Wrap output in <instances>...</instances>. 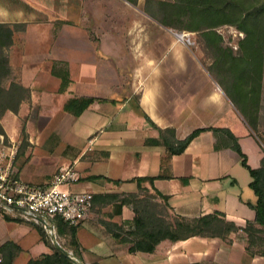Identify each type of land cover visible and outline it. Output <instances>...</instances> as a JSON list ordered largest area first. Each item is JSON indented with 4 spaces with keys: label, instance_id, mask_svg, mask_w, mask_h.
<instances>
[{
    "label": "crops",
    "instance_id": "0c3cea01",
    "mask_svg": "<svg viewBox=\"0 0 264 264\" xmlns=\"http://www.w3.org/2000/svg\"><path fill=\"white\" fill-rule=\"evenodd\" d=\"M51 2L56 6L85 4L84 0ZM23 3L0 0V23L23 24L22 29L13 30L7 50L10 77L29 90V99L17 111L26 110L30 115L40 107L38 116L47 119L46 126L38 128L41 136L34 141L29 136L27 144L34 148L51 138L56 140L53 134L59 135L64 142L62 158L51 168L59 171L70 166L77 180L67 187L89 192L93 198L100 196L75 226L78 259L68 246L63 250L78 264H264V230L253 222L250 205L255 195L239 155L229 148L215 149L210 131L197 134L179 154L168 155L161 143L144 142L158 139L157 128H170L175 138L182 139L196 128L224 127L237 138L247 165L255 168L249 155L259 165L263 147L251 129L235 114H222L218 86L205 79L208 87L204 88L198 77H192L193 67L186 62V52L192 51L175 40L169 29L142 13L122 15L119 20L126 28L118 30L112 29L111 13H102L93 17L97 29L89 36L81 26L71 28L69 22L64 23L63 10L57 11L55 25L48 27L43 11L37 10L41 13L37 17L35 10L32 14V9H21ZM164 55V59L169 56L165 65L160 62ZM51 67L66 70L67 84L62 90H58L59 79L51 75ZM47 76L57 81L51 82ZM77 97L91 99L78 116L62 109L66 100ZM10 113L6 111L0 119L3 131ZM51 171L50 178L55 172ZM12 173L25 183L43 181L17 164ZM135 177H154L152 187L167 197L169 216L218 213L233 229L222 237L163 239L150 252H128L103 222L120 224L132 218L129 206L106 196L136 193L131 180ZM144 185L151 191L148 183ZM7 218L0 214L2 264H27L51 253L31 224ZM247 223H251L250 231ZM126 227L122 225L123 230ZM58 237L66 240L63 233Z\"/></svg>",
    "mask_w": 264,
    "mask_h": 264
},
{
    "label": "trees",
    "instance_id": "16d2710c",
    "mask_svg": "<svg viewBox=\"0 0 264 264\" xmlns=\"http://www.w3.org/2000/svg\"><path fill=\"white\" fill-rule=\"evenodd\" d=\"M156 3L157 9L146 13L159 24L196 32L205 48L219 49V61L228 56L229 62L239 64L236 65L242 71L243 80H246L245 78L257 80L260 77L262 69H264V0H159ZM220 24L234 25L243 33L236 56H231V53L223 52L221 49V44L218 43L220 36L214 30ZM19 26H23V24L0 23V119L6 111L16 114L19 105L29 99V90L10 77L7 50L11 44L13 30ZM50 73L59 79L58 90H62L67 84L66 70L51 67ZM254 90L255 87L252 84L247 89L250 94ZM90 100L89 97L70 98L64 102L62 109L78 116L87 107ZM253 101L251 97L244 101L243 105L245 108L251 109ZM144 118L147 119L145 115ZM157 131L158 139L147 138L144 142L148 145L161 143L168 155L181 153L190 140L203 131L211 132L215 149L229 148L236 152L241 158V165L249 175L248 186L255 195V202L250 205L254 210L253 222L259 224L264 230V149H262L259 165L251 168L246 163L245 155L240 150L237 138L227 128H196L182 139L175 138L174 132L170 128H157ZM0 133L5 137L1 124ZM100 177L91 176L90 178ZM153 179L154 177L132 178L131 180L136 184V193L106 196L108 199L118 201L119 205L129 206L133 212L129 221L125 220L120 224L102 221L103 225L112 231L114 237H119L118 241L126 246L128 252H150L163 239L182 240L190 236L222 237L233 229L228 222L218 217V213L193 218L169 216L167 197L152 187ZM114 182L118 183L117 180ZM145 183L149 184L151 191L144 185ZM140 192H152V197H157L162 203L160 205H158L159 201L150 203L146 199L147 195L140 194ZM98 197L100 196L92 197L91 202ZM156 207H160L158 212L155 211ZM55 223L57 233L65 235L64 243L71 249L72 255L76 259L80 253L75 238V226L66 225L60 219H56ZM247 224L249 226L247 229L250 231L251 223ZM31 225L37 231L41 241L51 249V253L38 260H29L27 264H73L74 261L64 255L49 240L39 225ZM122 225L127 226L125 230Z\"/></svg>",
    "mask_w": 264,
    "mask_h": 264
},
{
    "label": "rangeland",
    "instance_id": "374dc122",
    "mask_svg": "<svg viewBox=\"0 0 264 264\" xmlns=\"http://www.w3.org/2000/svg\"><path fill=\"white\" fill-rule=\"evenodd\" d=\"M51 1L52 0H24V3L20 6L21 9H32V14H34L35 10V16L37 17H39V14L41 15V13H38L37 10L43 11L49 20L48 27H53L55 25L54 23L57 22L56 18L59 16L57 11L61 9L63 10L62 14H64V23L67 24L69 22L71 28L72 25L81 26L89 36H92L95 34V29H97L96 25L98 22H95V18L93 20V17H100L102 13H105L106 15L111 13L112 29H125L126 25H123L125 23L119 20L122 15L132 13L138 15L139 13H142L150 18L146 12L156 10V2L159 0H90L94 2L93 6L90 5L88 3L89 1L87 0H84V5L74 6H56L55 3H52ZM1 2H3V0H1ZM38 2L47 5L40 7V9L39 6L36 5L39 4ZM78 2L79 1H77V3ZM23 10L22 12H24ZM87 16H89V18L85 19ZM78 17H80V20H77ZM164 27L169 29L170 33H187L192 44L188 47L182 43L181 44L192 51L191 53L186 52V62L187 64H190L191 67H193L192 77H198L199 83H203L202 86H204V88L208 87V82H205V79H207V81L209 80L212 85L218 86L219 92L223 98L221 110L223 112L222 114H235L237 117H239L247 130L251 129L254 136L259 141V144H261L260 146L264 149V69H262L260 77L257 80L250 78H245L246 80H243L242 71L240 67L237 66L239 64L236 63V65L233 62H229L228 56H225L224 60L219 61V49L214 48L211 50L205 48L201 38L196 32L167 26ZM22 28L23 26H19L15 29ZM214 30L220 36V41H218V43L220 42L223 52H227L229 54L231 53V56H236L239 50V41L243 38V33L231 24H220L216 26ZM173 37L175 39V36ZM164 57H166V55H164L160 60V62L164 63L163 65L168 62L167 60L169 56H167L165 59ZM47 77L51 82L57 81L53 76ZM251 84L255 87V90L252 94L247 91ZM251 97L254 101L251 109H247L243 105V102L250 99ZM29 107H31V105ZM39 108L40 107H38L36 112L31 110L30 115L25 112L26 110L17 111L16 114L10 113L4 121L6 129L4 130V133L5 144L13 145L14 147V154L11 160L12 168H14L17 164L19 168H23L26 174L34 175L31 177H39V179L43 178V181L38 184L30 182L33 185L41 184L42 186L47 183L56 172H58V168H51V165L53 162L55 163L57 160L62 158L64 142L59 139V135L53 134V137L56 140L51 138L49 141L42 142V145L38 144L34 148H32L31 144H27L26 140L28 137L31 136V141H34L35 137L38 135V128H40L41 125L45 127L47 124L46 118H41L38 116ZM227 119L228 121H233V118L230 116H228ZM7 129H9V131ZM40 136L41 133H39L38 138ZM39 142L41 143L40 140ZM249 159L250 164L256 167L257 165L252 163V155H249ZM238 167L245 172L241 166ZM50 170H52V173L53 170L55 171L53 175L51 174V178L50 176H47ZM13 173L15 175L14 171ZM142 193L147 195L146 199L148 202L155 203V201H159L158 205L162 203L159 199H157V197H152V192H140V194ZM159 210L160 207H156L155 211L158 212ZM57 242L58 245L55 244L57 248L63 254L64 252L69 254L65 248V250H63V247L65 246L64 240L61 238L58 239ZM74 263L78 264L75 259Z\"/></svg>",
    "mask_w": 264,
    "mask_h": 264
},
{
    "label": "built area",
    "instance_id": "2783aa9c",
    "mask_svg": "<svg viewBox=\"0 0 264 264\" xmlns=\"http://www.w3.org/2000/svg\"><path fill=\"white\" fill-rule=\"evenodd\" d=\"M185 46L192 44L187 33L171 32ZM13 145L5 144L0 133V214L29 224L39 225L49 240L58 245L56 219L76 226L91 208L92 195L86 191H72L68 183L77 180L70 166L60 168L44 185L25 183L13 176L11 160ZM69 253V252H68ZM74 261V258L67 254ZM3 257L0 251V264Z\"/></svg>",
    "mask_w": 264,
    "mask_h": 264
}]
</instances>
